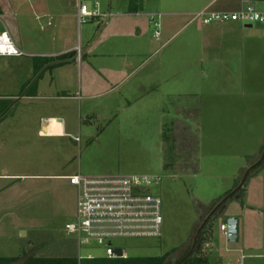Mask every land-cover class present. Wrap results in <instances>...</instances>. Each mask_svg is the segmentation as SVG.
<instances>
[{
	"label": "rangeland",
	"instance_id": "374dc122",
	"mask_svg": "<svg viewBox=\"0 0 264 264\" xmlns=\"http://www.w3.org/2000/svg\"><path fill=\"white\" fill-rule=\"evenodd\" d=\"M66 1L72 0H0L4 9L0 20L8 29L11 23L17 24L19 34L17 30L9 31L12 39L13 31L17 38L29 43L31 50L72 48L76 58L85 49L88 32L91 31L90 39L97 37L103 18L91 16L77 21L66 17L62 10H74V5L66 7ZM81 2L90 11L97 9L99 14L104 10L107 14L110 0ZM43 6L49 16L40 9ZM170 9L176 10L166 7L154 12L159 13V25L151 24V50L136 63L143 61L139 72L150 67L158 70L151 83L152 93L140 97L145 103L153 99L152 109L146 103L143 116H136L137 101L128 104L121 97L123 87H130L134 76L120 83L116 92L99 94L104 90L99 87L100 78L93 73L87 76L88 83L83 79L81 86L77 62L70 86V94L75 96L73 129L58 137V152L49 149L57 144L55 139H48L46 153L36 151L30 143L24 150L23 169L31 173L79 172L84 176H159L158 185L152 189L162 200L161 237L117 239L114 244L127 256H156L172 251L169 260L174 262L193 243L201 224L199 205L224 199L264 153V26L204 24L200 20L188 22L191 15H161ZM54 35L57 39L51 40ZM101 48L96 46L94 51ZM30 49L18 60L0 57V95L25 77L23 69L31 64ZM115 57L111 60L117 59L115 64H119L120 58ZM90 60L103 68L107 59L96 55ZM96 75L101 76L98 72ZM21 103L20 111L25 117L19 120H25V127L36 128L41 106L35 101ZM8 120L7 115L0 127H8ZM75 136L78 141H74ZM44 154L46 165L39 168L36 162L43 160ZM261 162L245 177L242 191L225 202V206L239 212L237 218L241 220V233L245 229L246 240L255 243L264 240V157ZM28 183L32 189L47 186L46 195L32 200L26 210L33 212L35 227L16 240L8 237L15 236L9 224L0 229V257L19 256L30 248L38 257H77L76 236L64 229L76 215V187L64 178H58L57 192L49 182L31 179ZM214 225L219 226V221ZM219 238L220 255L240 254L235 249L242 239L229 243L224 234ZM255 251L264 254V242L262 250ZM80 253L99 255L102 251L94 245H81ZM250 260L254 261L246 258L243 264H252Z\"/></svg>",
	"mask_w": 264,
	"mask_h": 264
},
{
	"label": "crops",
	"instance_id": "0c3cea01",
	"mask_svg": "<svg viewBox=\"0 0 264 264\" xmlns=\"http://www.w3.org/2000/svg\"><path fill=\"white\" fill-rule=\"evenodd\" d=\"M249 2L255 8H260L259 10L264 9V0H249ZM65 4L66 7L74 5V10H62L63 15L66 17L69 15L72 19L75 18L79 21L78 7L80 4L84 3L81 2V0H76V2L72 0L70 2L66 1ZM241 5L242 0H115V3L114 0H110L107 6V14L104 10H101L99 14H97V9L93 10L95 13L92 16L103 18L99 22L100 32L96 34V38L92 37L91 39L89 38L91 31L88 32V36L85 38V49L81 51L82 54H76V58H68L64 63L52 69H45V66H43L37 75L34 65L35 58L57 57L68 52H74V50H71L72 48H67L62 50L33 51L29 48V43L15 36L13 31L17 30L16 32L19 34V26L11 23L9 28L13 30L12 35H14V43L24 53H26V49H30V57L32 58L31 64L23 69L26 78L24 77L21 82L16 85L14 84L13 87L8 86L7 89H9V92L0 95V99L12 100L7 111H5L0 118V124L2 125L7 115L10 118V120L7 121L9 124L8 127H0V229L9 224L10 230L14 232L15 236L9 235L8 237L16 240L18 236L22 237L27 235L28 228L35 227V222L32 218V216H34L33 212H27L26 210L30 209L32 200H39L46 195L47 192L45 191L47 190V186L39 187L37 185L32 189L28 186L30 185L28 182L31 179H38L39 182H49L53 185L52 190L57 192L58 178L67 179L69 175H72L58 174L57 171L31 173L25 172L23 168H25L24 150L28 149L30 143L34 145L36 151L46 153L48 139H55L57 140V144L49 149L58 152V137L65 136L67 129L70 131L73 129L71 121L73 119L75 96L70 94V86L75 76L77 62H80L78 70L80 71L79 79L81 86L83 79L88 83L87 76L93 73L95 77L100 78L99 82L101 86L99 87H103L104 90L99 94H111L116 92L120 83L134 76L130 87L129 85L123 87L121 97L126 101L128 100V104L137 101L136 103L138 105L136 106L139 107L135 109L136 111H134V113L136 116H143V109L146 103L149 104L150 109H152L154 100L150 99L149 103H145V100H142L140 97L143 94L152 93L151 83L153 79L155 80L157 77L158 70L157 68L151 69L150 67L147 68V70L139 72L143 61L138 65H136V63H139L142 56L149 54L151 50L153 42L150 32L151 24L153 23L155 27L159 25V13H156V15L154 12L161 8H174L176 10L172 11V9H170L163 12L164 14L161 15L177 16L178 18L180 16L191 15L192 17L188 20V22H190L198 20L194 19V14L199 11H236ZM0 6L2 13H4L1 2ZM40 9H42L45 15L49 16V11L46 6ZM231 28L236 27L233 26ZM6 29L10 31L7 27ZM156 32L158 31H155V35ZM55 39H57V37L54 35L51 40ZM96 46H102L101 50L94 51ZM96 55H101L104 59H107L101 66L103 68L95 66L94 62L90 60L91 56ZM24 56H26V54L22 56L0 57L7 58L8 60H18ZM114 56H116L115 58H120L119 64H115L117 59L111 60ZM95 67L97 69H95ZM16 68L17 66L14 71H17ZM96 72L100 73L101 76H97ZM8 82H10V80ZM33 82L36 84L33 89L35 92L32 95H26V90ZM1 86L3 87L2 84ZM132 91H134V93ZM138 98L139 100L141 99V101H139ZM26 100L38 102L39 107L41 106L43 110L41 113L37 114L38 122L37 127L34 129L25 127V120H19L20 116L25 117V113L24 115L21 113L23 104L21 102H25ZM20 103L21 105H19ZM11 108H15L13 112H10ZM33 137H35L34 140ZM74 141L76 140L74 139ZM36 165H38L39 168L46 165L45 154L44 159L37 161ZM217 201H220V198L217 200L212 199L211 204L217 203ZM211 204L207 205L204 203L202 205L209 206ZM238 213L236 208L225 206L222 213L212 222L211 229L207 233V236L204 235L202 250L207 252L209 264H243V260L246 258L253 259L254 261H250L254 264H264V260L260 261L261 258H264V254L255 251L259 249L262 250L263 238L260 241L261 244L247 241L245 229L241 233L240 219H238L239 231L238 240L236 242H239L241 239L242 241L239 243L241 245H238L235 249V251H238L240 254L234 257L220 255L219 237L223 234L220 230L222 220L230 216L238 217ZM217 220L219 221V226L216 227L214 222ZM22 231L23 233H21ZM262 233H264V231H262ZM224 240L227 241L226 235H224ZM32 249L33 248L26 251L23 250L22 253L30 252ZM247 250L254 252H248ZM241 256H243V258H241Z\"/></svg>",
	"mask_w": 264,
	"mask_h": 264
},
{
	"label": "built area",
	"instance_id": "2783aa9c",
	"mask_svg": "<svg viewBox=\"0 0 264 264\" xmlns=\"http://www.w3.org/2000/svg\"><path fill=\"white\" fill-rule=\"evenodd\" d=\"M95 12L85 4L78 7V20L84 21ZM194 19L202 23L239 22L264 26V11L255 8L249 0H242L236 11H199ZM0 44L4 50L0 56H22L25 53L14 43L9 31L0 20ZM158 35V32H156ZM76 141L78 137H74ZM69 183L76 187V215L73 221L67 222L64 229L74 234L77 239V261L94 258H126L121 247L114 244L124 238H160L162 234V200L153 191L160 177L151 174H122L84 176L79 172L67 177ZM226 235V226L220 225ZM81 245L99 247L102 254L80 253ZM120 249L118 256L115 249ZM243 258V256H241Z\"/></svg>",
	"mask_w": 264,
	"mask_h": 264
},
{
	"label": "trees",
	"instance_id": "16d2710c",
	"mask_svg": "<svg viewBox=\"0 0 264 264\" xmlns=\"http://www.w3.org/2000/svg\"><path fill=\"white\" fill-rule=\"evenodd\" d=\"M2 9L0 6V14ZM75 55V52H68L57 57H38L34 59L35 73L37 74L39 70L45 66V69H52L60 64L64 63L68 58H72ZM35 82H33L28 89L26 90V95H32L35 91ZM12 100L10 99H0V118L3 116L4 112L7 110ZM262 163V162H261ZM259 163L256 167H258ZM254 167V168H256ZM253 168V169H254ZM252 170V169H251ZM242 188H240L236 193H240ZM218 202V201H217ZM216 203H213L209 206L199 205L198 212L202 220L210 212ZM225 208L226 203L222 204ZM222 206V207H223ZM215 220V219H214ZM213 222V221H212ZM205 225L200 232L198 238V245L196 246L193 253L188 256L181 264H209V258L206 251L202 250L203 238L204 235L207 236V233L211 229V224ZM192 245V244H191ZM190 244L187 248L184 249L182 254L176 258L174 262H171L169 259L170 252L163 253L162 255L156 256H128L126 258H94V259H81L78 263L76 257H38L32 254V252H24L19 256H2L0 257V264H178L183 257L190 251Z\"/></svg>",
	"mask_w": 264,
	"mask_h": 264
},
{
	"label": "water",
	"instance_id": "95a60500",
	"mask_svg": "<svg viewBox=\"0 0 264 264\" xmlns=\"http://www.w3.org/2000/svg\"><path fill=\"white\" fill-rule=\"evenodd\" d=\"M251 26L252 25H250V24L245 25V27H251ZM263 157H264V153L262 154L260 159L255 164H253L251 167H249L243 173V177H242L241 181L239 182V184L229 194H227L224 199L220 200L210 210V212L206 215V217L203 219V221L201 222V224L199 225V227L196 230L190 251L183 257V259L178 264H181L183 260H185L188 256H190L193 253L196 246H199L197 242H198V238H199L200 232L203 229V227L205 225H209L212 221H214V219H216L222 213V211L224 209V206L222 204L225 203L228 200V198L234 196V194L243 186V184L245 182V177L247 176L249 171L251 169H253L254 167H256L262 161ZM222 224L226 226V239H227V241L230 243L236 242L238 240V231H239V220H238V218L234 217V216L226 217L222 220ZM21 233H23V231ZM115 252L118 256H120L122 254L121 250L118 248L115 249Z\"/></svg>",
	"mask_w": 264,
	"mask_h": 264
},
{
	"label": "snow or ice",
	"instance_id": "6c2138e0",
	"mask_svg": "<svg viewBox=\"0 0 264 264\" xmlns=\"http://www.w3.org/2000/svg\"><path fill=\"white\" fill-rule=\"evenodd\" d=\"M4 50V47L2 44H0V51H3Z\"/></svg>",
	"mask_w": 264,
	"mask_h": 264
}]
</instances>
